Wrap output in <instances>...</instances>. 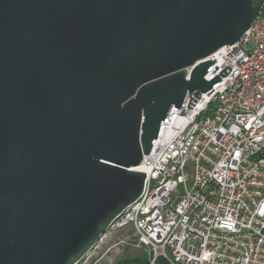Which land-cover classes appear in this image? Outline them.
<instances>
[{
	"label": "water",
	"instance_id": "95a60500",
	"mask_svg": "<svg viewBox=\"0 0 264 264\" xmlns=\"http://www.w3.org/2000/svg\"><path fill=\"white\" fill-rule=\"evenodd\" d=\"M264 0H0V264H77L141 194L161 121ZM219 74V75H218Z\"/></svg>",
	"mask_w": 264,
	"mask_h": 264
},
{
	"label": "built area",
	"instance_id": "2783aa9c",
	"mask_svg": "<svg viewBox=\"0 0 264 264\" xmlns=\"http://www.w3.org/2000/svg\"><path fill=\"white\" fill-rule=\"evenodd\" d=\"M208 59L207 80L231 69L161 121L131 167L146 174L142 192L107 230L131 228L148 264H264V6Z\"/></svg>",
	"mask_w": 264,
	"mask_h": 264
},
{
	"label": "rangeland",
	"instance_id": "374dc122",
	"mask_svg": "<svg viewBox=\"0 0 264 264\" xmlns=\"http://www.w3.org/2000/svg\"><path fill=\"white\" fill-rule=\"evenodd\" d=\"M146 255L147 250L136 243L131 228L107 232L100 239L98 245L88 253L78 264H118L128 258ZM155 264H163L157 260Z\"/></svg>",
	"mask_w": 264,
	"mask_h": 264
},
{
	"label": "trees",
	"instance_id": "16d2710c",
	"mask_svg": "<svg viewBox=\"0 0 264 264\" xmlns=\"http://www.w3.org/2000/svg\"><path fill=\"white\" fill-rule=\"evenodd\" d=\"M158 260L161 261L163 264H167V262L163 259ZM118 264H148V260L146 255H143L134 258H128L127 260L119 262Z\"/></svg>",
	"mask_w": 264,
	"mask_h": 264
}]
</instances>
